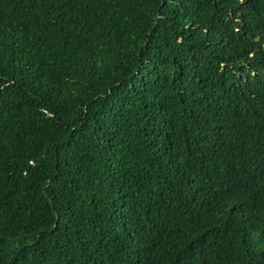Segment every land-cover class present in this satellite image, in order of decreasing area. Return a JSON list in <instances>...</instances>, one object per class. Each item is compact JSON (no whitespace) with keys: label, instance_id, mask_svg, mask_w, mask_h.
I'll return each instance as SVG.
<instances>
[{"label":"trees","instance_id":"16d2710c","mask_svg":"<svg viewBox=\"0 0 264 264\" xmlns=\"http://www.w3.org/2000/svg\"><path fill=\"white\" fill-rule=\"evenodd\" d=\"M0 264H264V0H0Z\"/></svg>","mask_w":264,"mask_h":264}]
</instances>
